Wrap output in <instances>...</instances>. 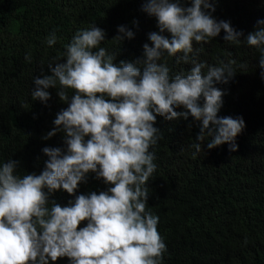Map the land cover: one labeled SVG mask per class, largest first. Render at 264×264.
<instances>
[{"label":"clouds","instance_id":"clouds-1","mask_svg":"<svg viewBox=\"0 0 264 264\" xmlns=\"http://www.w3.org/2000/svg\"><path fill=\"white\" fill-rule=\"evenodd\" d=\"M142 8L159 29L148 33L152 43L143 45L142 57L117 63V53L101 46L105 30L93 24L77 29L48 61L51 75L34 77L33 100L47 103L48 89L55 88L68 105L42 137L62 132L64 146L42 149L48 159L39 174L21 175L16 160L0 162V264H50L60 257L69 264H162L166 244L157 231L159 217L146 210L148 182L157 168L150 149L163 138L154 126L157 116H191L199 123L197 142L189 145L193 155L205 141L208 149L224 143L229 151L238 149L245 120L218 115L225 91L216 86L235 76V61L208 65L198 60L202 48L193 44L223 30L225 42L239 45L243 32L217 20L211 0H145ZM118 32L123 35L112 39L119 42L134 36L124 25ZM57 40L53 29L43 43L52 48ZM243 41L259 51L264 81V19ZM165 56L191 67L173 75ZM25 60L31 62V53ZM90 172L107 189L76 194ZM57 190L74 199L62 206L51 198Z\"/></svg>","mask_w":264,"mask_h":264},{"label":"trees","instance_id":"trees-1","mask_svg":"<svg viewBox=\"0 0 264 264\" xmlns=\"http://www.w3.org/2000/svg\"><path fill=\"white\" fill-rule=\"evenodd\" d=\"M190 5L191 0H183ZM212 15L230 21L244 36L264 19V0H211ZM145 0H0V162L18 161L17 170L39 174L45 167L44 147H63L64 134L42 137L55 125L57 113L68 105L57 89L50 88L47 103L33 100L35 76L51 75L47 63L63 52L77 29L93 24L105 30L101 46L117 53L116 62L135 61L143 55L148 33L159 31L155 17L143 11ZM137 23H133V22ZM134 32L121 42L112 39L118 26ZM55 29L57 44L43 41ZM224 32L202 48L198 60L218 65L234 60L236 74L229 83L216 86L225 91L219 116H243L245 128L236 137L238 149L227 143L201 152L189 145L197 142L199 123L189 116L166 120L157 116L155 127L163 136L150 149L155 152L156 171L148 182L150 210L159 217L157 231L166 244L162 264H264V81L260 78L259 51L241 37L239 45L223 40ZM31 53L27 62L25 54ZM179 55V53H178ZM61 61L57 62H63ZM171 74L191 65L165 58ZM54 62L53 66H55ZM203 71V70H202ZM71 94V92H69ZM183 109H177L182 111ZM102 179L89 173L76 194L106 190ZM62 206L74 199L66 190L52 194ZM86 221L81 222L83 227ZM50 264H69L60 257Z\"/></svg>","mask_w":264,"mask_h":264}]
</instances>
